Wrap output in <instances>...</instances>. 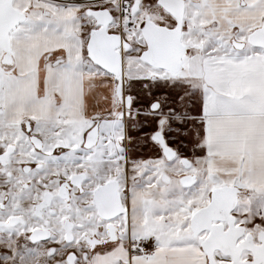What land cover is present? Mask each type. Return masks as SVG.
Instances as JSON below:
<instances>
[{
    "label": "snow or ice",
    "instance_id": "snow-or-ice-1",
    "mask_svg": "<svg viewBox=\"0 0 264 264\" xmlns=\"http://www.w3.org/2000/svg\"><path fill=\"white\" fill-rule=\"evenodd\" d=\"M0 264H264V0H0Z\"/></svg>",
    "mask_w": 264,
    "mask_h": 264
}]
</instances>
